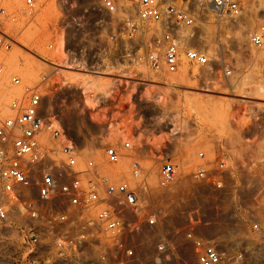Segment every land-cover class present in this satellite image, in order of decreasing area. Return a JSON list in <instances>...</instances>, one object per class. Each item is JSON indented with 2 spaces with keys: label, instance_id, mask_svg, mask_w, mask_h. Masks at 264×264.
Returning a JSON list of instances; mask_svg holds the SVG:
<instances>
[{
  "label": "built area",
  "instance_id": "built-area-1",
  "mask_svg": "<svg viewBox=\"0 0 264 264\" xmlns=\"http://www.w3.org/2000/svg\"><path fill=\"white\" fill-rule=\"evenodd\" d=\"M256 1L99 0L115 17L105 36L107 49L124 70L115 78L127 80V64L155 75L175 72L183 64L197 66L201 70L193 76L207 82L214 74L230 75L231 64L196 41L214 40L206 30L209 24L219 28L223 19L238 18L248 8L264 9L263 0ZM34 5L35 0H21L19 9L30 13ZM0 14L15 18L2 0ZM246 41L264 50V17L247 31ZM13 42L0 29V49ZM215 63L218 69L211 66ZM7 80L20 92L9 98L10 112L0 114V264H146L148 259L157 264L181 258L182 251L170 238L177 218H169L165 227L150 194L175 184L192 193L222 188L228 160L222 144L213 146L209 155L203 149L195 151L186 173L182 168L189 160L160 152L149 175L140 155L142 142L133 150L129 138L106 143L99 159L83 157L82 147L51 105L43 106L40 85L45 89L50 75L26 83L10 72ZM122 157L127 158L129 177L115 165ZM103 164L111 167L103 172ZM261 193L264 199V187ZM180 217L193 264H264V251H249L245 258L229 239L222 248L223 233L209 235V224L199 217L197 206ZM225 232L228 236L232 228ZM244 232L264 245V211L249 218Z\"/></svg>",
  "mask_w": 264,
  "mask_h": 264
},
{
  "label": "rangeland",
  "instance_id": "rangeland-1",
  "mask_svg": "<svg viewBox=\"0 0 264 264\" xmlns=\"http://www.w3.org/2000/svg\"><path fill=\"white\" fill-rule=\"evenodd\" d=\"M2 2L8 11L13 10L15 18L0 14V29L15 42L0 49V114L10 112L8 100L20 92L19 86L8 84L10 72L26 83L47 73L51 83L45 89L40 85L45 92L43 106L51 105L68 134L82 147L83 157L99 159L106 143L129 138L133 150L142 142L140 155L149 175L160 152L189 160L182 168L186 173L195 151L203 149L209 155L217 144L225 148L228 160L222 188H198L192 193L175 184L150 194L165 227L169 218H177V229L170 238L182 251L181 258L157 264H193L191 245L182 237L180 216L195 206L199 217L209 224V235L220 237L223 233L222 248L229 239L241 247L245 258L249 251H264L256 235L244 232L249 218L264 211V50L246 41L247 31L264 17V9L248 8L238 18L223 19L219 28L209 24L206 30L214 40L196 41L208 50L214 48L217 57L229 62L230 75L220 78L214 74L207 82L193 76L197 69L187 64L158 75L127 64L124 80L115 78L124 70L107 49L105 37L115 17L99 0H35L30 13L20 11L21 0ZM211 66L218 69L219 63ZM115 165L129 177L127 158ZM110 167L103 164L101 170ZM229 227L232 232L227 236ZM146 264L155 263L148 259Z\"/></svg>",
  "mask_w": 264,
  "mask_h": 264
},
{
  "label": "bare ground",
  "instance_id": "bare-ground-1",
  "mask_svg": "<svg viewBox=\"0 0 264 264\" xmlns=\"http://www.w3.org/2000/svg\"><path fill=\"white\" fill-rule=\"evenodd\" d=\"M22 45H23V44H21V46H22ZM62 50H63V52H65V54L67 53L65 48H62ZM67 55H68V54H67ZM51 64H53V63H51ZM53 65H55V64H53ZM68 65H69V64H68ZM55 66H57V65H55ZM70 66H71V65H70ZM70 66H69V67H70ZM192 68H193L194 70L197 69L196 71H199V69H200V68H198L197 66H192Z\"/></svg>",
  "mask_w": 264,
  "mask_h": 264
}]
</instances>
